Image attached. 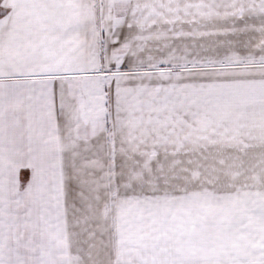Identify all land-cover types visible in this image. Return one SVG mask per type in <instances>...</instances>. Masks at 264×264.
I'll return each mask as SVG.
<instances>
[{
  "label": "snow or ice",
  "instance_id": "1",
  "mask_svg": "<svg viewBox=\"0 0 264 264\" xmlns=\"http://www.w3.org/2000/svg\"><path fill=\"white\" fill-rule=\"evenodd\" d=\"M0 264H264V0H0Z\"/></svg>",
  "mask_w": 264,
  "mask_h": 264
}]
</instances>
